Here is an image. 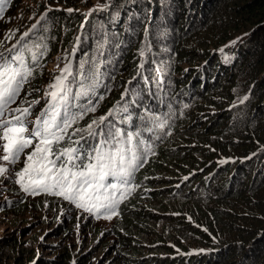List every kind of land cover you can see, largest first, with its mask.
Segmentation results:
<instances>
[{"label": "trees", "instance_id": "16d2710c", "mask_svg": "<svg viewBox=\"0 0 264 264\" xmlns=\"http://www.w3.org/2000/svg\"><path fill=\"white\" fill-rule=\"evenodd\" d=\"M49 1L56 7L47 12V21L40 34L50 31L52 24L60 34L61 26L66 23L65 27L70 29L61 36L63 44H66L71 33L83 25L82 34L97 41L98 25L104 13L90 14L83 24L84 17L79 12H65L80 0ZM202 1L154 0L168 17L169 24L161 31L166 38L173 39V50L178 52L177 75L182 81L185 77L186 81L190 79L191 88L188 94L184 82L177 87L176 82L169 78L166 81H169L170 88L166 92H153L152 100L182 96L194 109L185 126L175 129L173 125L179 122L172 118L165 122L168 130L174 132L167 139L170 144L164 151L158 149L157 156L149 150L137 149L131 132L115 126L117 123L104 128L103 121L95 114L97 104H103L106 97L116 94V76L120 70V66L109 60L101 49L90 52L88 58L92 60L76 72L71 85L67 81L69 86L64 103H40L29 112L31 117L34 112H39L41 123L36 122L34 130L42 129V121L45 120L52 122L53 131L57 130L56 125L69 123L62 133L63 139L51 145L53 158L65 149L73 148L89 157L103 155L106 162L116 149L124 154L123 165L117 156L105 169L111 174L103 180H99V171L94 174L92 183L106 187L99 188L90 203L85 200L84 207L78 206V200L56 194L57 188L48 191L36 188L34 191L25 180L12 188L19 203L12 204L10 212L18 215L32 210L56 215L61 208L76 214L87 208L92 209L90 212L96 217L113 214V211L121 217L112 226L114 238L111 242L107 239L94 245L84 242L87 252L79 256L81 264H87L91 259H97L95 264H264V161L250 162L257 157L254 152L264 148V0ZM57 6L61 9H56ZM147 9L153 12L152 6H147ZM238 36L242 41L231 50L230 59H226L228 47L216 51ZM169 52H172L171 48ZM48 54L49 49L43 46L38 52L39 59L32 63L34 67L23 62L32 74L22 82L18 94L6 108L25 99L39 97L33 87L38 86L37 80L44 81L48 72L45 73L37 64L44 62ZM202 62V72L195 70L193 74V67ZM180 63L181 67L185 63L189 65L188 73L181 70ZM123 77L124 74L118 77V83ZM241 99L249 112L243 121L233 125L229 118L231 112L223 109L230 101ZM207 104L219 107L222 113L220 110L214 115L201 113L207 109ZM207 115L209 118L203 119ZM7 117L6 111L3 118ZM105 133L109 135L106 137ZM226 142L238 156H245L255 148L248 152L245 160L236 161L234 165L230 161L214 162L213 157L218 155V151L229 152ZM31 144L24 148L25 151L32 148L30 154L37 147H44L40 137H32ZM208 144L215 150H210ZM36 159L34 156L33 161ZM138 160L142 163H137ZM65 162L66 158L61 157L57 160V167ZM90 162L93 161L82 159L77 161V165L82 167ZM192 169L198 172L195 174ZM22 170L18 166L14 169L12 174L16 180L17 173H22ZM181 171L184 173L178 177ZM208 173L219 176L215 182L212 181L208 196H204L194 190V182L198 180L205 185L203 176ZM31 179H38L35 171ZM179 180H182L180 186L173 184ZM145 181L151 191H141V184ZM46 182L49 185L53 183L51 180ZM185 184L188 186L183 187ZM187 211L199 222L206 223L212 236L201 230L199 225L186 220L184 212ZM72 231L75 230L60 225L56 229V239L61 240L65 235L69 237ZM17 232L11 227L0 236V264H69L70 250L66 244H50L57 252V256L51 259L44 249L41 248L40 254L35 250L40 246L36 242V234L30 239L24 232ZM202 244L214 249L208 253H185L190 251L189 247ZM173 245L184 253L171 255L176 252Z\"/></svg>", "mask_w": 264, "mask_h": 264}, {"label": "clouds", "instance_id": "9594fccd", "mask_svg": "<svg viewBox=\"0 0 264 264\" xmlns=\"http://www.w3.org/2000/svg\"><path fill=\"white\" fill-rule=\"evenodd\" d=\"M111 3H116V0H111L110 4ZM117 3H119L118 6L110 12L107 10L108 5H106V2L103 8L94 12L104 13L102 18H100L98 25L99 37L97 41L93 38H89V36L87 37L86 34H82L83 25L77 29L80 30L78 46L80 48L81 56L75 57L74 71L68 75L66 81L69 80V85L75 81L76 72L82 68L83 64L92 60V58H88L90 52L94 53L97 49L105 51L108 56L107 58L117 63V65L120 66V70L116 76V94L106 97L103 104H97L94 107V111L98 110L95 114L100 118H104L102 120L104 128H107L110 124L117 123L115 126H120L121 128L131 132L137 149L146 151L149 150L153 156H157L158 149H162L164 151L167 145L170 144L167 142V139L174 132V130L172 132L168 130V126H165V122L171 118L178 121L184 117V121L181 125L185 126L187 120L192 118L194 109L189 107L187 98H183L182 96H171L168 100L164 99L163 101H154L152 100V93L159 90L166 92V90L170 88L168 84L169 81L166 80L172 78L170 81H175L177 87L184 82L186 93L188 92L189 94L191 82L190 79L189 81H186V77H183L184 81H182L183 79L180 80L177 75L178 52L177 50H173V39L166 38L163 35V31H161V28L169 24L167 22L168 17L164 13L163 7L159 9L154 0H144L139 2H119L118 0ZM147 6L153 7L152 13L151 11L148 12L149 10L147 9ZM56 9L61 8L57 6ZM47 12L46 18L40 21L37 36L31 39H29V35L24 37L23 45L19 48L18 53L25 64L34 67L32 63L39 59L38 52L43 46H46V48L49 49L47 59L42 63L39 61L37 64V67L43 68L45 73L50 70L48 68V63L51 62L53 55L62 53L67 45H69L68 49H70L73 46V40L75 38V33L72 32L70 35V41L63 44L61 36L70 29L65 27L67 25L66 23L61 26L60 34H57V30H55L56 27L54 28L53 24L50 27V31L40 34L43 24L47 21ZM65 12L67 13L71 11H68L66 8ZM89 35L91 37L90 33ZM44 38L47 39L43 40ZM231 42L232 40L224 45H221L216 50L221 51L225 47H228L229 55L227 56L226 54V59H230V56L232 55L231 50L236 46L235 45L229 48ZM169 48H171L172 52H169ZM203 64L204 62L194 66L193 74L195 73V70H200L202 72ZM188 67L189 65L186 63L181 67L180 63V68L181 70H184L185 73H188ZM127 69L129 71H127ZM121 74H124V77L123 80L121 79L122 81L118 83V77H120ZM45 77H47V75ZM199 81L201 82V80ZM43 84L44 81L37 80L36 85L38 86L33 87V90L38 92L39 96L44 89ZM69 85L66 82V89ZM202 85L203 84H201V87ZM66 94L62 97L51 99L50 101H53L56 104L64 103ZM109 97L112 99L109 100ZM229 105H238L237 107H239V109L232 111L229 117L230 123L237 125L243 121V118L249 110L244 104L243 99L238 102L230 101V103L226 104L225 107ZM205 107L207 109H220L219 107L215 108L214 105L210 104L205 105ZM207 109L203 110L201 113H211ZM214 114L215 113L212 112L211 115ZM208 118L209 116L207 115L203 119ZM181 125H173V127L176 129ZM226 143V147L229 152L224 153L222 150L218 151V155L213 157L214 162L230 161L232 165H234L236 162L235 159L238 158L240 161L245 160L248 152L255 148L253 147L251 150L246 152L245 156H238L232 151L231 144L228 142ZM208 146H210V150H215L210 144H208ZM254 153L257 154V157L253 158L250 162H257L258 159H263L264 161V148ZM233 171H235V166ZM192 172L196 174L198 170L192 169ZM183 173L184 172L181 171L178 177H182ZM218 176L219 175H216L215 173L206 174L203 176L205 185L197 180L194 182V190L204 196H208V190L212 188L213 182L216 181ZM181 183L182 180H179L177 183L175 182L173 184L180 186ZM185 186L188 185L185 184L183 187ZM227 186L229 188V182ZM144 190L151 191L147 181H145L144 184H141V191ZM145 194L146 192L143 193L144 196ZM86 202L90 203L89 200H86ZM184 215L186 220L192 222L195 226L199 225L201 230L205 232L208 231V233L212 236L210 231L211 229L206 223L199 222L198 218L194 217L188 211L184 212ZM119 219H121V217ZM173 248L176 252L171 255L184 253L176 245H173ZM189 248L190 251L185 252L188 255L196 254L198 252L208 253L214 249L211 246L206 247L204 244L201 246H191Z\"/></svg>", "mask_w": 264, "mask_h": 264}, {"label": "rangeland", "instance_id": "374dc122", "mask_svg": "<svg viewBox=\"0 0 264 264\" xmlns=\"http://www.w3.org/2000/svg\"><path fill=\"white\" fill-rule=\"evenodd\" d=\"M204 1L205 0L202 2ZM105 2L106 5H108L107 10L109 12L119 4H110L111 0H80L75 7L71 6L67 9H71V12H79L82 17H84V20H86L90 14L103 8ZM53 7H56V5L49 0H0V53H4L6 57L18 55L19 48L23 45V39L26 37L24 33H28L29 39L35 38L38 34L40 21L46 18V12ZM73 33H75L73 46L70 49H68L69 45L65 46L62 53L53 55L51 62L48 63V68L50 70L44 80V89L41 95L34 100H22L4 110V112H8L7 118L2 117V119L5 120L11 119L14 116H20L21 112L16 111V109L23 110L27 108L29 110L26 117L23 118L24 125L28 130V132L25 133V137H27L26 135H28V133L33 132L34 124L40 119L38 116L39 112H34L33 117L29 116V112L34 111L35 106L40 103H47L53 99V97L49 95V93L53 91L50 85L55 82L57 77L63 75L67 78L68 75L74 71L75 57L81 56L78 46L80 30L76 29ZM240 41H242L240 36L236 37L232 40L229 48L235 46L236 43ZM228 55L229 52H227V56ZM66 67L68 71L62 72ZM66 82L65 79V86ZM255 85L256 83H254V86ZM237 106L238 105H229L223 110H227L228 113H230L239 109ZM207 110L211 112V115L212 112H219L220 109L208 108ZM220 112L222 113V110H220ZM183 121L184 117L178 120L179 123L177 125H181ZM0 132H2V129H0ZM3 143L4 141L0 140V145ZM31 145L32 144L29 146ZM31 151L32 148L27 151L23 150L15 163H8L0 160V166L7 169V171L0 175V236H3L11 227L20 233L24 232L30 239L36 234V242L40 246L35 247V250L40 254L41 248L44 249L46 254H50L51 259L57 256V252L49 245L55 243L66 244L70 250L69 264H81L78 260L80 258L79 256L87 252L84 247L86 243L84 242L87 241L88 244L91 242L90 244L92 245L105 239L111 242L112 238H114L112 226L119 220V217H117L116 214L99 215L96 217L94 213H91L87 208L76 214L72 211H65L62 208L56 215L49 212L40 214L33 210L24 215L10 212L12 210L10 209L12 208L11 206H13L12 204L19 203V198L12 192L13 186H16L15 184L18 183V180L14 178L12 173L17 166L24 169L25 165L30 163L24 161L27 160ZM3 155V148L0 146V156ZM235 161H240V159L237 158ZM24 180L30 188H33L31 186V181L36 179H29L28 176H25ZM40 220H42L43 223H40ZM16 223L17 225H15ZM60 225H65V227L69 226L75 231H72L69 237L65 235L61 240H58L56 239L58 237L56 229H58ZM95 263H97V259H91L87 264Z\"/></svg>", "mask_w": 264, "mask_h": 264}, {"label": "snow or ice", "instance_id": "6c2138e0", "mask_svg": "<svg viewBox=\"0 0 264 264\" xmlns=\"http://www.w3.org/2000/svg\"><path fill=\"white\" fill-rule=\"evenodd\" d=\"M68 11H72L69 9ZM35 27V26H33ZM28 33H24L27 36ZM15 47V46H13ZM68 68L62 70V72H67ZM32 74L31 69L23 65V60L19 55L6 57L4 53H0V140L4 143L0 146L3 148L4 155L0 156V160L6 161L8 163H15L19 158L20 153L25 147L32 143V137H40L41 143L44 147H37L32 154H30L27 159L30 163L25 165L22 173H17L18 181L23 182L25 176L31 179L32 172H36L38 179L31 181V186L35 191L36 188L43 190H50L51 188H57L56 194L65 196V198L78 200V206L84 207V201L90 200L99 190V188L106 187L105 185L99 184L94 185L92 179H95V173L99 171V180H103L105 176L111 174L105 169L111 166L119 157V162L121 165L124 163V154L118 149L107 158L103 155L91 156L87 153H80L78 149H65L63 152L59 153V156L53 158V153L51 151V145L53 143H58L60 139H63V131L69 126V123H63L62 125H56V131H53L52 122L45 120L42 121V129L37 128L31 133H28L25 137V133L28 132L24 125V117L28 114V109L23 110L16 109L20 111V116H14L11 119H2L4 116V109L6 108L9 101H11L16 94H18L19 87L22 82L30 77ZM65 76L57 77L55 82L50 85L53 89L49 93L56 99L57 97H62L66 94L67 89L65 86ZM94 110V109H93ZM104 118L102 117L101 120ZM37 123H41L38 119ZM91 127V126H90ZM109 134L105 133L107 137ZM51 137V139H49ZM131 139V138H130ZM107 139L104 144H107ZM99 148L97 149V151ZM37 157L33 161V157ZM61 157L66 158V162L62 163L57 167V160ZM82 159H91L93 162L84 164L82 167L77 165V161H82ZM137 163H142L138 160ZM132 165H130L131 167ZM6 168L0 166V175H2ZM51 180L53 183L49 185L46 181ZM111 187H115L112 185ZM27 191L28 188H25ZM91 211L92 209H88ZM113 214L114 211H113ZM111 218V217H109Z\"/></svg>", "mask_w": 264, "mask_h": 264}]
</instances>
